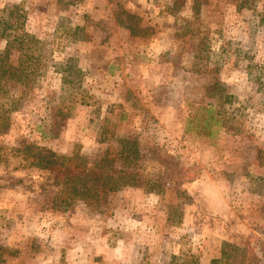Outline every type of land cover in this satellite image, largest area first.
<instances>
[{
	"label": "rangeland",
	"instance_id": "374dc122",
	"mask_svg": "<svg viewBox=\"0 0 264 264\" xmlns=\"http://www.w3.org/2000/svg\"><path fill=\"white\" fill-rule=\"evenodd\" d=\"M10 11L0 65L37 74L0 70V264H209L225 243L264 264V0H0V22ZM216 80L230 122L210 143L186 116ZM122 138L146 178L101 206L68 200L25 153L92 166Z\"/></svg>",
	"mask_w": 264,
	"mask_h": 264
},
{
	"label": "trees",
	"instance_id": "16d2710c",
	"mask_svg": "<svg viewBox=\"0 0 264 264\" xmlns=\"http://www.w3.org/2000/svg\"><path fill=\"white\" fill-rule=\"evenodd\" d=\"M16 8L20 9V6L16 5ZM14 12L10 11L9 18L0 22L4 27L1 33L3 37H10L11 33L9 34L7 30L15 27L12 22ZM125 12L126 17L129 18L128 22H123L121 19L120 21L126 24L131 34L133 36L145 35L148 27L140 25L138 15L129 11ZM11 47L12 45L8 42L5 51L6 60L11 56ZM34 54L27 52L25 56L31 55L29 58H34ZM6 65H0L1 76L3 77L7 74H12L18 75L20 79L29 81L30 77L37 74V70L34 68L28 69V67L24 66L22 60L16 67L11 64ZM204 95V97L207 95L206 98L210 99V101H205L206 98H204L191 105L186 116V126L191 134L201 136L210 143H215L220 138L222 130L229 127L230 121L219 107V104L228 100L229 96L225 93V87L221 85L219 80L205 86ZM106 119L109 120L108 118ZM7 120L8 118L3 119L0 132H5L9 129L4 124ZM120 142L122 144L120 148L109 150L99 162L92 166L85 161L81 154H58L51 149L35 144L27 145L25 153L26 157L32 158V163L35 167L49 172V175L58 184L66 186L68 200H83L89 204L101 206L110 194L126 187L138 186L142 178H146L142 172L144 154L138 147V141L122 138ZM261 153L262 150L258 156ZM251 255V252L248 254L246 250L241 251L239 248L225 243L221 256L214 258L209 264H247ZM181 264L202 263L196 261L194 257H189L188 259L185 258Z\"/></svg>",
	"mask_w": 264,
	"mask_h": 264
}]
</instances>
